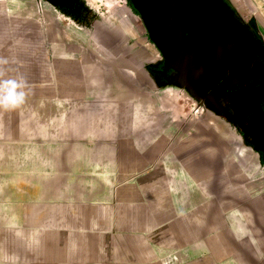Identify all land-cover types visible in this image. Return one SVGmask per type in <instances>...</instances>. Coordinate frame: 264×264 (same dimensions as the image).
I'll list each match as a JSON object with an SVG mask.
<instances>
[{"label":"crops","instance_id":"1","mask_svg":"<svg viewBox=\"0 0 264 264\" xmlns=\"http://www.w3.org/2000/svg\"><path fill=\"white\" fill-rule=\"evenodd\" d=\"M83 1L84 23L0 0V81L23 79L27 94L0 109V262L264 264V149L208 107L228 125L217 149L182 114L183 89L152 76L158 52L114 45ZM229 2L264 71V0ZM256 87L264 125L263 72ZM232 103L221 98L228 117Z\"/></svg>","mask_w":264,"mask_h":264},{"label":"flooded vegetation","instance_id":"2","mask_svg":"<svg viewBox=\"0 0 264 264\" xmlns=\"http://www.w3.org/2000/svg\"><path fill=\"white\" fill-rule=\"evenodd\" d=\"M44 1L81 23L88 18L83 0ZM126 5L158 52V73L152 76L182 88L234 125L243 141L264 149V125L248 101L257 95L263 63L249 25L229 0H126ZM222 97L240 104L229 117L220 111Z\"/></svg>","mask_w":264,"mask_h":264},{"label":"rangeland","instance_id":"3","mask_svg":"<svg viewBox=\"0 0 264 264\" xmlns=\"http://www.w3.org/2000/svg\"><path fill=\"white\" fill-rule=\"evenodd\" d=\"M90 5V12L94 15L96 14L99 18L96 21L88 22V26H91L96 30L106 31V35H110L112 38L110 39L113 41L114 45L120 46L121 44H126L127 46H133L134 51L137 52L144 48L145 50L149 51L150 56L153 58V53L156 50L153 48L152 44L147 41L144 28L140 23L139 19L133 14V12L129 9L126 5V0H87ZM89 12V13H90ZM97 18V17H96ZM108 19L111 21H108ZM68 20V19H67ZM110 31L111 33H107ZM104 35V33H103ZM182 95V100L180 103V109L182 114L193 112L197 117L195 120L198 122V126L203 127L207 126L205 132L209 134L212 141L216 144V148H226V140L222 138V134H220L221 129H225L224 126H228L226 122L223 121L221 118H215L211 115H208L206 112V108L204 105H201L197 101H191L185 95L183 90L180 91ZM183 120L182 125H184V117L181 118ZM184 127V126H183ZM215 131V133L212 131ZM212 131V132H211ZM198 137L205 138V134L202 133L200 136V130L198 129ZM186 137L187 134H186ZM224 141V144L221 142ZM232 143V142H231ZM230 146L231 147V144ZM233 146H237L235 143ZM231 152H234L231 150ZM247 153V152H246ZM234 154V153H232ZM220 156V155H218ZM233 156V155H232ZM251 159L254 158V155L244 156L241 159ZM0 264H5L0 262Z\"/></svg>","mask_w":264,"mask_h":264},{"label":"clouds","instance_id":"4","mask_svg":"<svg viewBox=\"0 0 264 264\" xmlns=\"http://www.w3.org/2000/svg\"><path fill=\"white\" fill-rule=\"evenodd\" d=\"M26 83L23 79L0 81V109H16L26 101Z\"/></svg>","mask_w":264,"mask_h":264}]
</instances>
